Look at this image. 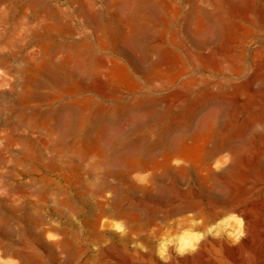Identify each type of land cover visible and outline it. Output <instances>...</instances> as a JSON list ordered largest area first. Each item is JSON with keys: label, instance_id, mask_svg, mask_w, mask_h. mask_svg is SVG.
Masks as SVG:
<instances>
[{"label": "rangeland", "instance_id": "374dc122", "mask_svg": "<svg viewBox=\"0 0 264 264\" xmlns=\"http://www.w3.org/2000/svg\"><path fill=\"white\" fill-rule=\"evenodd\" d=\"M261 260L264 0H0V264Z\"/></svg>", "mask_w": 264, "mask_h": 264}, {"label": "bare ground", "instance_id": "6f19581e", "mask_svg": "<svg viewBox=\"0 0 264 264\" xmlns=\"http://www.w3.org/2000/svg\"><path fill=\"white\" fill-rule=\"evenodd\" d=\"M198 212H199V211H198ZM199 213H200V212H199ZM203 213H205V212H202V215H203ZM207 213H208V212H207ZM194 214H195V212H194ZM209 215H210V213H209ZM212 215H213V214H212ZM243 215H244V219L247 220V219H248L247 214L245 215V214L243 213ZM210 216H211V215H210ZM213 216H214V215H213ZM195 217H196V216H195ZM203 217H204V216H202V218H203ZM186 218H188V217H186ZM198 218H199V217H198ZM202 218H201V216H200L199 220H200V219L203 220L205 217H204L203 219H202ZM206 218H208V217H206ZM180 219H184V220H185L184 217H182V218H180ZM209 219H210V218H209ZM209 219H208V220H209ZM184 220H183V221H184ZM187 220H188V219H187ZM199 220H198V221H199ZM193 221H195V220H193ZM205 221H206V220H205ZM190 222H192V221H190ZM199 222H200V221H199ZM180 223H181V222H180ZM180 223H178V225H179ZM184 224H185V222H184ZM178 225H177V226H178ZM181 225H182V224H181ZM193 225H194V224H193ZM182 226H183V225H182ZM182 226H180L179 228H181ZM206 226H207V224H206ZM206 226H205V227H206ZM189 228H190V227H189ZM192 229H193V228H192ZM170 230H171V229H170ZM173 230L175 231V228H174ZM173 230H172L171 232H173ZM179 230H180V229H179ZM190 230H191V229H190ZM176 232H177V231H176ZM179 232H180V231H179ZM168 233H170V232L168 231ZM175 234H179V233H175ZM168 235H169V234H168ZM169 236H170V235H169ZM160 237H161V236H160ZM164 237H165V236H163V238H164ZM166 238H167V237H166ZM188 238H189V237H188ZM202 238H203V237H202ZM189 239H191V238H189ZM195 240H196V239H195ZM195 240H194V241H195ZM197 240H198V242L200 241L199 239H197ZM197 240H196V241H197ZM201 240H202V239H201ZM207 241H208V240H207ZM186 242H187V241H186ZM188 242H189V243H191V242L193 243L192 240H189ZM188 242H187V243H188ZM241 242H243V244L246 243V239H243ZM194 243H197V242H194ZM181 244L184 245L183 242H182ZM210 244H211V243H210ZM190 245L193 246V244H189V246H190ZM196 245H197V244H196ZM196 245H195V246H196ZM205 245H206V244H205ZM215 245H216V244H215ZM184 246H186V247L188 248V244H187V245H184ZM212 246H213V244H212ZM221 246H222V245H221ZM225 246H227V245H225ZM225 246H224V247H225ZM181 247H182V245H181ZM216 247H217V245H216ZM237 247H238V246H237ZM191 248H192V247H191ZM193 248H194V246H193ZM193 248H192V249H193ZM195 248H196V247H195ZM213 248H215V247L213 246ZM189 249H190V247H189ZM192 249H191V250H192ZM215 249H216V248H215ZM233 249H236V247H235V248L233 247ZM193 250H194V249H193ZM194 251H196V250H194ZM201 252H202V251H201ZM189 253H190V252H189ZM196 253H198V252H196ZM204 253H205V252H204ZM214 253H215V251H214ZM258 259H259V258H258ZM258 261H259V260H258ZM260 264H264V262L261 260V261H260Z\"/></svg>", "mask_w": 264, "mask_h": 264}]
</instances>
